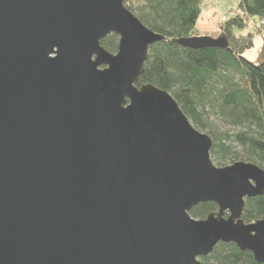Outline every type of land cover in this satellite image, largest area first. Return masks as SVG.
Listing matches in <instances>:
<instances>
[{
    "label": "water",
    "instance_id": "water-1",
    "mask_svg": "<svg viewBox=\"0 0 264 264\" xmlns=\"http://www.w3.org/2000/svg\"><path fill=\"white\" fill-rule=\"evenodd\" d=\"M161 40L123 0H0V264H201L220 242L264 264V217L241 219L264 170L216 166L170 93L135 86Z\"/></svg>",
    "mask_w": 264,
    "mask_h": 264
},
{
    "label": "trees",
    "instance_id": "trees-1",
    "mask_svg": "<svg viewBox=\"0 0 264 264\" xmlns=\"http://www.w3.org/2000/svg\"><path fill=\"white\" fill-rule=\"evenodd\" d=\"M138 20L163 40L149 46L135 86L151 84L172 95L199 131L212 141L210 157L218 167L243 161L264 170V45L254 60L244 56L259 33L253 23L264 24V0H238L236 12L218 25L212 38L222 37L226 47L191 49L178 40L203 36L196 21L203 0H123ZM119 37L100 41L115 53ZM264 44V43H263ZM218 211L213 202L191 208L201 220ZM264 217V193L246 198L241 219L245 223ZM201 264H261L249 251L220 242L200 258Z\"/></svg>",
    "mask_w": 264,
    "mask_h": 264
},
{
    "label": "crops",
    "instance_id": "crops-1",
    "mask_svg": "<svg viewBox=\"0 0 264 264\" xmlns=\"http://www.w3.org/2000/svg\"><path fill=\"white\" fill-rule=\"evenodd\" d=\"M219 1H221V5L216 4V0H207L206 8L197 18L196 27L204 34H209L218 27L220 19L226 15L232 0Z\"/></svg>",
    "mask_w": 264,
    "mask_h": 264
},
{
    "label": "rangeland",
    "instance_id": "rangeland-1",
    "mask_svg": "<svg viewBox=\"0 0 264 264\" xmlns=\"http://www.w3.org/2000/svg\"><path fill=\"white\" fill-rule=\"evenodd\" d=\"M206 1L207 0H203V5H202L200 13L206 8ZM230 3L231 5L226 11V15L222 19H220L219 24L222 23L225 19H227V17L233 15L236 12V5L238 3V0H232L230 1ZM216 4L221 5V1L216 0ZM252 27L258 28L259 33L256 34L255 37L253 38V46L244 53V56L250 60H254L256 58L257 53L260 52V50L262 49V46L264 45L263 44L264 43V24L256 22L252 24ZM217 30H218V27L210 33L214 34L217 32ZM197 32L203 33V36L209 35V34H204V32H201L199 29H197Z\"/></svg>",
    "mask_w": 264,
    "mask_h": 264
}]
</instances>
